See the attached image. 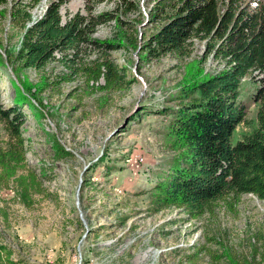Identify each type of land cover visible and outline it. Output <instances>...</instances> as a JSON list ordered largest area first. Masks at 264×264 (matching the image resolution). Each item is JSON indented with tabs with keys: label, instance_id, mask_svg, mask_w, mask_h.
I'll return each instance as SVG.
<instances>
[{
	"label": "rangeland",
	"instance_id": "374dc122",
	"mask_svg": "<svg viewBox=\"0 0 264 264\" xmlns=\"http://www.w3.org/2000/svg\"><path fill=\"white\" fill-rule=\"evenodd\" d=\"M117 1L100 0L95 10H111ZM137 1L140 9L123 14L126 26L112 20L93 33L111 40L121 34L117 41L123 46L106 53L91 48L89 54L106 55L120 65L129 81L121 89L102 88L98 84L104 78L95 83L82 72L64 79L70 70L58 60L41 69L0 63L3 108L15 103L19 90L25 93L19 105L25 116L21 128L27 165L42 182L41 191L26 205L13 179L0 181V243L20 264H212V253L227 248L240 256L256 248V264H264V200L256 195H243L235 210L222 201L198 219H188L178 207L158 209L153 200L151 189L175 155L168 132L182 85L195 68L213 72L223 62L212 53L204 60L205 40L199 39L189 56L141 60L129 35L136 27L140 37L154 28L147 15L155 0ZM48 2L31 8L34 19ZM87 2L66 1L64 18L79 9L86 12ZM9 5L0 8L8 10ZM23 33L8 10L0 27L3 49H18ZM258 84L251 74L241 82L249 119L256 116L252 96ZM254 125L240 123L236 139ZM8 138L0 117V147ZM54 138L70 156L56 158Z\"/></svg>",
	"mask_w": 264,
	"mask_h": 264
},
{
	"label": "trees",
	"instance_id": "16d2710c",
	"mask_svg": "<svg viewBox=\"0 0 264 264\" xmlns=\"http://www.w3.org/2000/svg\"><path fill=\"white\" fill-rule=\"evenodd\" d=\"M40 1L0 0V5L10 3L11 20L24 29L21 46L15 51L3 49L0 41V63L9 60L20 68L41 69L58 60L70 70L62 75L64 79L82 72L95 83L104 78L98 86L108 89H121L129 82L114 59L106 55L90 58L89 54L91 48L106 53L108 48L123 46L117 41L121 34L111 40L93 33L98 25L112 20L126 26L123 14L140 9L139 1L118 0L113 9L96 11L100 0H87L86 12L79 9L64 18L61 7L68 0H49L34 19L31 8ZM8 10L0 8L2 30ZM147 18L154 24L149 33L142 31L140 37L136 27L129 35L141 60L165 54L189 56L199 39L205 40L204 60L212 53L223 62L213 72L195 68L180 89L168 132L175 155L168 172L150 192L158 209L178 207L187 212L188 219H198L222 201L235 210L245 194L264 200V0H155ZM249 74L259 82L252 96L257 103L255 119L247 117L248 104L241 98V82ZM24 96L19 90L8 108L0 101V117L9 136L6 146L0 147V181L13 179L17 195L31 205L42 182L27 165V139L21 128L25 116L19 105ZM240 123L255 125L236 139ZM53 147L57 159L71 155L56 138ZM12 253L0 243V264H20ZM257 253L255 248L240 256L227 248L212 253V264H256Z\"/></svg>",
	"mask_w": 264,
	"mask_h": 264
}]
</instances>
